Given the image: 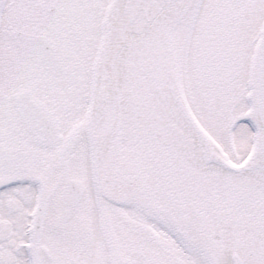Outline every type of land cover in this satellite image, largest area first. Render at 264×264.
<instances>
[{"label": "snow or ice", "instance_id": "snow-or-ice-1", "mask_svg": "<svg viewBox=\"0 0 264 264\" xmlns=\"http://www.w3.org/2000/svg\"><path fill=\"white\" fill-rule=\"evenodd\" d=\"M0 264H264V0H0Z\"/></svg>", "mask_w": 264, "mask_h": 264}]
</instances>
